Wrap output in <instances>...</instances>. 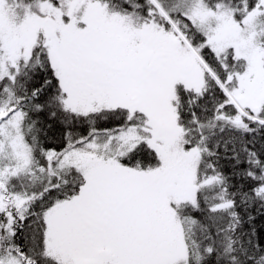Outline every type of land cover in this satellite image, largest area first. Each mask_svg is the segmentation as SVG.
Here are the masks:
<instances>
[{
    "label": "snow or ice",
    "instance_id": "6c2138e0",
    "mask_svg": "<svg viewBox=\"0 0 264 264\" xmlns=\"http://www.w3.org/2000/svg\"><path fill=\"white\" fill-rule=\"evenodd\" d=\"M0 264H264V0H0Z\"/></svg>",
    "mask_w": 264,
    "mask_h": 264
}]
</instances>
